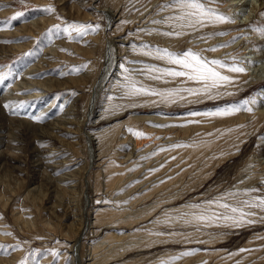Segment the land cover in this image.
Returning <instances> with one entry per match:
<instances>
[{"label": "rangeland", "instance_id": "1", "mask_svg": "<svg viewBox=\"0 0 264 264\" xmlns=\"http://www.w3.org/2000/svg\"><path fill=\"white\" fill-rule=\"evenodd\" d=\"M162 3L139 0L133 6L140 11H128L129 0H0V71L13 74L0 83V245L8 246L0 248L2 257H17L15 264H160L161 259L200 248L173 264H264V222L198 228L186 222L191 215L181 218L200 211L192 204L225 191L262 187L264 35L255 26L264 24V0H218L214 6L235 16V23L209 26L194 35L176 38L137 31L167 30L150 23L159 18L155 10ZM49 6L55 11H43ZM17 12L24 15L11 20ZM71 22L99 24L100 29L83 38L75 33L69 37L63 30L48 32L55 24L63 29ZM234 24L236 28H222ZM212 30L227 35L204 42L194 38ZM233 37L228 47L204 55L223 59L231 54L244 61L247 71L225 73L236 82L219 90L235 95H186L176 102L154 96L120 98V64H163L133 51V44L199 51ZM85 64L86 69L81 67ZM137 78L159 89L198 86L183 83V78L170 83ZM249 97L257 98L251 113L189 114ZM8 103L24 106L2 107ZM133 103L136 107H127ZM115 105L124 107L110 111ZM189 120L201 122L186 124ZM129 127L148 135L137 137ZM171 144L190 146L149 156L158 146ZM143 156L149 158L141 160ZM114 210L123 213L115 215ZM261 216L264 212L256 219ZM241 248L251 251L239 252ZM48 250L59 251V259Z\"/></svg>", "mask_w": 264, "mask_h": 264}, {"label": "snow or ice", "instance_id": "2", "mask_svg": "<svg viewBox=\"0 0 264 264\" xmlns=\"http://www.w3.org/2000/svg\"><path fill=\"white\" fill-rule=\"evenodd\" d=\"M21 4L25 3V0H20ZM139 0H129L130 7L128 11H140L139 8L134 7ZM218 4V0H164V3L156 7V13L159 18L152 19L150 23L152 25L167 26V30L161 31L158 27L151 28H138L137 31L149 34H158L166 37L180 38L185 35H194L201 30L218 24L235 23V16L221 12L218 7L214 6ZM45 12H53L54 8L49 6L43 9ZM167 12V15H161ZM243 13H241L242 15ZM23 12H17L15 16L11 17V20H16L23 16ZM264 16V13H261ZM121 24L130 23V21H121ZM256 30L260 31L264 35V24H258L255 26ZM100 25L95 26L91 24H84L78 22L67 23L63 29L60 24H55L48 30L52 32L67 33L69 37L75 33L76 37H86L90 32H98ZM132 33H129L131 35ZM227 35L226 32H209L205 35L194 36L198 41L204 42L211 39L213 36ZM236 37H233L231 41L225 42L220 45L201 49L199 51L194 48H187L182 51H174L166 47H160L158 45H151L142 42L139 46L133 44V51H140L144 56L151 57L154 60L162 61L163 64L147 63L144 61H125L120 64V68L123 73V81L118 83V87L121 90L120 98H135L142 96H154L160 97L162 102H176L177 98L183 100L187 96L201 97L206 96L208 99L218 98L220 96H232L235 93L230 91H219L221 88L227 89L236 82V77L225 73L240 74L247 71L244 66V61L236 56L229 54L223 59L209 58L204 55L205 52H215L218 48L228 47L229 44L234 43ZM111 52V49H109ZM28 55V54H26ZM126 64L139 65L138 67H127ZM82 68H87V64L82 65ZM11 71H0V83H3L8 77L12 76ZM137 77H144L150 80L159 81L163 83H170L177 78H183V83L193 82L198 85L197 87H184L177 86L173 88L159 89L150 85L144 84L142 79ZM113 99V97H108ZM257 104L256 97H249L243 99L241 102L234 104H228L223 107H217L212 111L190 112L192 116H206V117H227L239 112H253L254 106ZM23 103L19 105H13L12 103L4 104V108H20L23 107ZM122 105L113 106L110 111H114L117 108H122ZM127 107H136V105L129 104ZM15 114H18L15 113ZM36 121H40L42 117H32ZM199 120H189L186 124H198ZM155 127H169L170 125H153ZM184 126V125H178ZM238 127H244L240 125ZM127 131L133 133L137 137H146L148 134L137 131L131 127L127 128ZM227 131H233L228 129ZM210 135V134H209ZM187 144H171L167 147L158 146V148L150 153L149 156L156 155L158 152L169 151L179 147H188ZM149 156L140 157L141 160H146ZM175 159V157H172ZM160 167H163L161 165ZM254 167V165L249 166ZM135 168L130 169L134 171ZM159 169H149V172L158 171ZM171 179V177H169ZM163 183V181H161ZM262 187H252L246 189H235L232 191H225L217 197L203 201L202 203H194L190 207L193 209H200L199 212L184 213L183 217L188 215L192 216L191 221L188 223H195L199 228L200 225L218 224L227 226L230 228H242L245 226L255 225L257 223L264 222V216H261L259 220L256 219L258 213L264 212V179L261 180ZM240 197H246L241 199ZM97 203H102L98 201ZM215 206V209L213 208ZM167 223V221H165ZM157 235H163L164 233H156ZM6 245H0V248H6ZM19 247V245H16ZM50 254L59 259L61 253L55 250H48ZM202 249L192 248L182 251L178 256H172L167 260L161 259L160 264H173L174 261L181 259L185 256H192ZM239 252L251 251L250 249L241 248ZM237 253H229V257L236 255ZM21 264H24L21 261ZM39 264V261H36ZM239 264V262H237Z\"/></svg>", "mask_w": 264, "mask_h": 264}, {"label": "bare ground", "instance_id": "3", "mask_svg": "<svg viewBox=\"0 0 264 264\" xmlns=\"http://www.w3.org/2000/svg\"><path fill=\"white\" fill-rule=\"evenodd\" d=\"M238 4V3H237ZM107 11H109V10H107ZM109 13V12H108ZM236 28L237 27V24H234V25H229V26H226L225 28L224 27H222L223 29H229V28ZM210 31V30H209ZM213 32H214V30H212ZM225 31V30H224ZM230 37V36H229ZM228 37H226V38H224V39H227ZM216 39H218V38H216ZM215 39V40H216ZM214 40V41H215ZM221 40V39H220ZM217 42V41H216ZM222 42H223V40H222ZM213 43V42H212ZM225 43V42H224ZM193 44V43H192ZM210 44V43H209ZM206 45V44H205ZM211 46V45H210ZM201 47V46H200ZM205 47V46H204ZM206 48V47H205ZM5 160V159H4ZM68 177V176H67ZM112 209V208H111ZM110 209V210H111ZM104 211V210H103ZM115 211V210H114ZM105 212V211H104ZM100 213V212H99ZM123 212L122 211H118L117 210V212L115 211V215L116 214H122ZM24 214V213H23ZM22 217H24V215L22 216ZM21 217V218H22ZM99 217V216H98ZM24 218H26V217H24ZM99 220V218L96 220V223H98V222H100V220ZM24 221V220H23ZM26 222L29 224V223H32V219L31 218H26ZM3 227V226H2ZM2 227H0V230H2L3 228ZM4 232V231H3ZM108 236V235H107ZM1 237H4V235H3V233H2V231L0 232V238ZM110 237V236H109ZM72 245V244H71ZM75 245V244H74ZM76 246V245H75ZM7 255V254H6ZM1 256V255H0ZM5 257H7V256H5L4 255V257H0V264H15L16 263V258L17 257H13L12 259H10V260H7ZM72 262H73V260H72Z\"/></svg>", "mask_w": 264, "mask_h": 264}]
</instances>
